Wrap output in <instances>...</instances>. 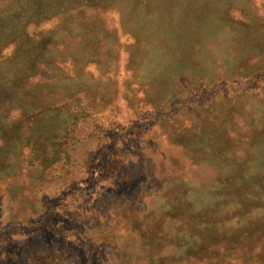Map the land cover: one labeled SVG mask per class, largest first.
Instances as JSON below:
<instances>
[{
  "label": "rangeland",
  "instance_id": "rangeland-1",
  "mask_svg": "<svg viewBox=\"0 0 264 264\" xmlns=\"http://www.w3.org/2000/svg\"><path fill=\"white\" fill-rule=\"evenodd\" d=\"M139 1L198 29L168 75ZM0 264H264V0H0Z\"/></svg>",
  "mask_w": 264,
  "mask_h": 264
},
{
  "label": "trees",
  "instance_id": "trees-1",
  "mask_svg": "<svg viewBox=\"0 0 264 264\" xmlns=\"http://www.w3.org/2000/svg\"><path fill=\"white\" fill-rule=\"evenodd\" d=\"M124 3H127L128 0H123ZM133 10V9H132ZM134 17H133V23L131 22V30L132 33L134 34V36L136 37L137 40V46L138 48L142 49V51H145L143 53V58L142 61H140L139 63L136 62V64L134 63L135 66V70L137 69H157L160 75H168V73H171V69L169 70V64L170 62L174 59V57H170L172 60L169 59V54L173 55L176 57L178 56V51L182 50V48H186V46H191L195 40V36L197 34L198 29L196 28V26H193L189 21H187L185 18H183V21L177 22L176 23H172V27H162L161 25H158L157 22H155V15L151 12V10L149 8H147V3L146 5H144L143 3H141L140 1L137 3L136 7H134ZM187 22V23H186ZM168 28V29H167ZM71 30V29H70ZM172 34H175V39L173 38V40H177L176 45L173 44V42L171 41V39L169 41H171L172 44H168L167 48L168 50L166 52L162 51V46L164 47V37L170 38L169 36H171ZM174 36V35H173ZM159 43L161 45H159ZM153 44H157V46L153 45ZM173 45L174 48H173ZM163 52V53H161ZM182 53V51H181ZM184 56V55H181ZM181 60L183 61V57H180L179 60H175L172 61L174 63V68H172V70L174 69H178V67L176 66H180L181 65ZM172 67V66H170ZM166 69V70H165ZM169 71H168V70ZM167 71V73H165ZM137 74V72H136ZM66 145V143L62 142L61 144L58 142V144H54V146H59V148L56 151V160L54 161L55 163L59 162L62 159V154L64 153L61 148L64 147ZM65 151V150H64ZM215 154L213 155V159L211 160V163L218 169H221L220 165H221V161L225 159V156L219 152V151H215ZM124 158L120 153H117L116 151V165H118L119 167L122 166V163L124 162ZM244 177V176H243ZM250 182H247V185L245 187V189L241 186V188L239 187V194H244V193H250L252 192L250 189ZM230 193L233 194L232 189L230 190ZM229 195V190H227L224 194V198ZM223 198V197H222ZM219 200V198L217 199ZM233 201L228 200L225 203H221V204H215V207H213V211L209 212L208 210L211 209L212 207H210V205H206L205 210L211 214L213 212H218L221 211L223 209H225V211H227V213L229 212H234V207L232 206ZM220 205V206H219ZM246 205H251L253 208L255 209V206H257V198L250 200L248 199L246 201ZM218 206V207H217ZM243 211V210H242ZM241 209H238V211L236 212V214L234 215V217L238 220L241 219L242 217H244L243 219H248V221L251 219L250 217V212L249 211H244L242 212ZM208 214V215H209ZM207 215V214H205ZM224 217V215H220L219 217ZM225 223L228 224H233V222H229L227 219H225L224 221H221L220 219L218 220L217 223H213L214 226H216L217 228H221L223 227V225ZM230 224V225H231ZM200 226H203L200 224ZM163 256L166 257V254H170L171 255V250L168 248V246H166L163 249ZM167 258V257H166Z\"/></svg>",
  "mask_w": 264,
  "mask_h": 264
}]
</instances>
